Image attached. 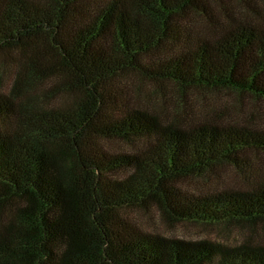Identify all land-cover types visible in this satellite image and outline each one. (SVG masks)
Instances as JSON below:
<instances>
[{
	"label": "trees",
	"instance_id": "1",
	"mask_svg": "<svg viewBox=\"0 0 264 264\" xmlns=\"http://www.w3.org/2000/svg\"><path fill=\"white\" fill-rule=\"evenodd\" d=\"M213 0H0V264H264V245L138 228L126 209L174 222H264V176L192 193L182 179L219 164L250 176L264 129L181 123L134 102L132 78L179 91L264 100V12ZM203 15L213 31L194 32ZM168 118V117H167ZM135 143L110 150L105 143Z\"/></svg>",
	"mask_w": 264,
	"mask_h": 264
},
{
	"label": "rangeland",
	"instance_id": "2",
	"mask_svg": "<svg viewBox=\"0 0 264 264\" xmlns=\"http://www.w3.org/2000/svg\"><path fill=\"white\" fill-rule=\"evenodd\" d=\"M226 12L236 16L252 17L251 8L264 12V0H213V13L223 18ZM194 32L209 36L213 31L203 15L190 17ZM12 59L0 55V90L5 91L12 76ZM131 95L138 105L161 115L164 119L176 118L181 123L204 119L226 123L237 122L259 126L264 129V100L234 90L211 88L179 91L166 84L146 82L137 77L129 80ZM168 117V118H167ZM110 150H131L135 143L108 141ZM252 173L250 176L225 164L214 166L201 175L182 179L181 186L188 192L203 193L219 189H246L264 176V152L248 154ZM123 214L138 228L169 237L185 239H209L226 245L241 243L264 245V222L232 221L220 223L174 222L166 219L155 207L126 209Z\"/></svg>",
	"mask_w": 264,
	"mask_h": 264
}]
</instances>
